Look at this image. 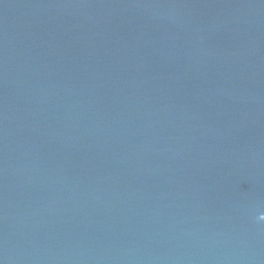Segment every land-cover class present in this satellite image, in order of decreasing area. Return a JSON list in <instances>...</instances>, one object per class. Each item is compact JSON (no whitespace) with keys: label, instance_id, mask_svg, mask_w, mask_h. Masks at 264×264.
Returning <instances> with one entry per match:
<instances>
[{"label":"water","instance_id":"water-1","mask_svg":"<svg viewBox=\"0 0 264 264\" xmlns=\"http://www.w3.org/2000/svg\"><path fill=\"white\" fill-rule=\"evenodd\" d=\"M264 0H0V264H264Z\"/></svg>","mask_w":264,"mask_h":264},{"label":"clouds","instance_id":"clouds-1","mask_svg":"<svg viewBox=\"0 0 264 264\" xmlns=\"http://www.w3.org/2000/svg\"><path fill=\"white\" fill-rule=\"evenodd\" d=\"M260 219H264V217H261Z\"/></svg>","mask_w":264,"mask_h":264}]
</instances>
